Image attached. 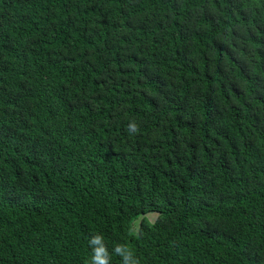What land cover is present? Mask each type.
<instances>
[{
  "label": "trees",
  "instance_id": "1",
  "mask_svg": "<svg viewBox=\"0 0 264 264\" xmlns=\"http://www.w3.org/2000/svg\"><path fill=\"white\" fill-rule=\"evenodd\" d=\"M93 232L264 264V0H0V264Z\"/></svg>",
  "mask_w": 264,
  "mask_h": 264
},
{
  "label": "clouds",
  "instance_id": "2",
  "mask_svg": "<svg viewBox=\"0 0 264 264\" xmlns=\"http://www.w3.org/2000/svg\"><path fill=\"white\" fill-rule=\"evenodd\" d=\"M128 130L134 133L136 124L130 122ZM88 246L90 249L88 264H111L113 254L120 258L121 264H139L133 251L125 245L114 244L110 252L105 237L101 233L93 232L88 238Z\"/></svg>",
  "mask_w": 264,
  "mask_h": 264
},
{
  "label": "rangeland",
  "instance_id": "3",
  "mask_svg": "<svg viewBox=\"0 0 264 264\" xmlns=\"http://www.w3.org/2000/svg\"><path fill=\"white\" fill-rule=\"evenodd\" d=\"M149 218H150L151 220H153V219H155V216H154L153 214H150V215H149ZM137 223H138V220L135 221V226H136Z\"/></svg>",
  "mask_w": 264,
  "mask_h": 264
},
{
  "label": "water",
  "instance_id": "4",
  "mask_svg": "<svg viewBox=\"0 0 264 264\" xmlns=\"http://www.w3.org/2000/svg\"><path fill=\"white\" fill-rule=\"evenodd\" d=\"M150 214H153L154 216H155V218H156V216H157V212H152V213H150ZM150 214H148V216L150 215ZM154 220V219H153Z\"/></svg>",
  "mask_w": 264,
  "mask_h": 264
}]
</instances>
